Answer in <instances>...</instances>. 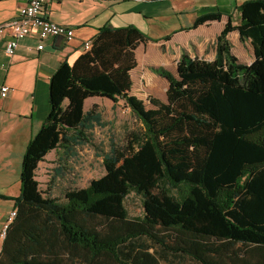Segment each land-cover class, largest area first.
<instances>
[{
	"label": "trees",
	"instance_id": "obj_1",
	"mask_svg": "<svg viewBox=\"0 0 264 264\" xmlns=\"http://www.w3.org/2000/svg\"><path fill=\"white\" fill-rule=\"evenodd\" d=\"M236 12L213 61L182 55L175 73L151 69L168 86L149 107L130 95L135 50L146 41L135 27H103L72 66L59 64L48 114L22 158L0 264H264V0ZM220 17L201 16L191 29ZM232 32L249 41L250 65L231 54ZM92 98L122 99L141 127L122 145L110 141L104 174L87 188L44 196L38 164L101 127L96 107L84 109ZM130 194L140 217L124 207Z\"/></svg>",
	"mask_w": 264,
	"mask_h": 264
},
{
	"label": "crops",
	"instance_id": "obj_2",
	"mask_svg": "<svg viewBox=\"0 0 264 264\" xmlns=\"http://www.w3.org/2000/svg\"><path fill=\"white\" fill-rule=\"evenodd\" d=\"M244 1L47 0L42 15L71 28L73 40L49 38L38 51L35 39H23L12 57L4 53L8 32H0V89L3 86L9 89L5 98L0 97V231L14 208V199L19 197L22 158L28 142L48 114L49 80L60 63L65 61L72 66L84 52L82 43L92 41L103 27H135L146 41L135 50L136 67L129 72L130 95L144 104L150 98L164 102L168 83L151 69L163 67L175 73L182 55L213 61L217 37L229 16L232 25H236V8ZM26 3L27 0H0V26L14 18ZM212 13H221L220 19L191 29L197 18ZM226 38L237 61L250 65L254 55L249 41H241L236 32ZM122 103L129 111L122 99L113 103L105 98L87 99L84 109L95 106L102 121L101 104L107 107V112L114 113Z\"/></svg>",
	"mask_w": 264,
	"mask_h": 264
},
{
	"label": "rangeland",
	"instance_id": "obj_3",
	"mask_svg": "<svg viewBox=\"0 0 264 264\" xmlns=\"http://www.w3.org/2000/svg\"><path fill=\"white\" fill-rule=\"evenodd\" d=\"M145 105L149 107L147 101ZM118 108V112L111 113L101 104V127L95 126L88 133V143L59 148L38 166L36 180L44 196L61 200L66 191L85 189L92 180L104 174L102 157L108 152L110 141L122 145L129 132L141 127L137 119L126 110L124 103ZM124 207L130 218L140 217L142 214L140 199L133 194L126 197ZM173 264L194 263L185 260Z\"/></svg>",
	"mask_w": 264,
	"mask_h": 264
},
{
	"label": "built area",
	"instance_id": "obj_4",
	"mask_svg": "<svg viewBox=\"0 0 264 264\" xmlns=\"http://www.w3.org/2000/svg\"><path fill=\"white\" fill-rule=\"evenodd\" d=\"M46 1L47 0H27L26 5L18 10L14 18L0 26V32H8V37L4 42V53L7 57H12L14 55L19 41L23 39H35L38 42L36 47L38 51L43 49L42 42L49 38H60L66 42L73 40L74 33L71 28L56 24L42 15ZM90 48L91 41L82 43V50L84 52L89 51ZM8 91V87H1L0 97L5 98ZM15 216L16 210L13 208L8 214L0 231V251L6 230Z\"/></svg>",
	"mask_w": 264,
	"mask_h": 264
}]
</instances>
